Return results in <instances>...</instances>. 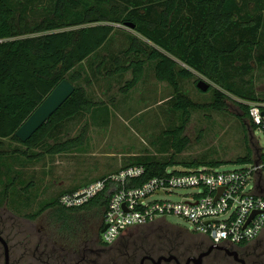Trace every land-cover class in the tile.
<instances>
[{
    "label": "trees",
    "instance_id": "trees-1",
    "mask_svg": "<svg viewBox=\"0 0 264 264\" xmlns=\"http://www.w3.org/2000/svg\"><path fill=\"white\" fill-rule=\"evenodd\" d=\"M252 4L256 10L253 6L248 10ZM130 5L127 12L122 14L120 6L116 4L110 8L96 4L82 8L81 0H54L51 15L27 27L24 14H16L9 0H0V156L19 151L3 150V143L7 139L34 147L50 134L53 135L62 122L79 114H98L99 105L104 103H97L88 95L86 87L81 85L84 78L77 67L109 42L116 32L114 24L135 32L136 35L128 36L129 45L123 52L124 56L133 54V58L123 65L120 56L115 57L112 62L114 68L105 73L131 72V78L121 87L122 91L128 92L144 77L146 63L154 64L156 79L172 87L175 98L172 107L181 112L180 124L164 133L168 137L165 145H169L173 153L180 154L189 143L183 133L192 109L224 110L230 94L243 100H264L241 89L236 90L230 73L238 61L245 62L239 65L242 69L250 68L248 62L253 53L260 47L264 48V0H132ZM260 58L264 61V55ZM101 67L99 64L98 75L104 74ZM195 75L203 76L213 83L207 90L213 92V99L208 104L193 101L180 89L181 79ZM63 79L75 86L74 93L29 140L24 143L19 141L15 136L16 130ZM90 83L91 80L86 79V85ZM247 102L236 101V104L243 111V117L249 119ZM82 145L83 135H79L52 144L47 152L67 153ZM173 156L165 161H139L120 169L143 165L145 175L135 181L141 184L150 177L164 174L169 166L177 163L189 167L209 165L197 160L176 162ZM252 160L249 150L247 155L234 162L246 164ZM11 180L14 183L17 181L10 178L3 191L8 192ZM63 193L26 216L33 219L46 209H51L54 220L68 228L76 225L77 213L93 212L104 216L107 205L104 195L80 207L66 208L59 203ZM150 238L152 241L145 242ZM183 238L185 233L178 225L161 220L147 227L129 229L115 244L102 247L101 252L109 253L114 248V259H130V262L140 259L144 253L154 256L174 255L182 259L185 254L192 253L188 245L179 254L184 245ZM191 238L200 239L202 243L195 245L202 244V248L211 245L207 239L194 233ZM260 241H256L253 248L249 247L250 244H242L245 251L238 253L248 264H264V240ZM260 244L263 251L258 253L254 247ZM216 253L222 259L211 261L210 264H235L225 253ZM202 264H205V260Z\"/></svg>",
    "mask_w": 264,
    "mask_h": 264
},
{
    "label": "rangeland",
    "instance_id": "rangeland-1",
    "mask_svg": "<svg viewBox=\"0 0 264 264\" xmlns=\"http://www.w3.org/2000/svg\"><path fill=\"white\" fill-rule=\"evenodd\" d=\"M9 1L16 14L20 12L24 14L27 27H30L40 22L42 18L51 15L54 0ZM81 1L82 8L89 4L110 8L116 4L120 6L124 14L131 6L130 1L132 0L127 2L121 0ZM114 26L116 32L112 34L109 42L77 67L84 78L81 85L86 87L88 95L97 103L99 101L104 103L99 105L98 114L96 116L79 114L62 122L53 135L50 134L34 147L16 144L11 139L4 141L3 150L10 152L18 149L19 151L0 156V228L3 224H7L29 230V223H33L37 226L33 230L41 229L43 225L42 230L54 233L58 226L49 218L48 210L31 221H28L31 218H28L26 214L33 213L51 198L65 191L80 187L115 172L123 166L139 161H165L174 155L176 162L197 160L201 164H209L219 170H233L242 167L243 164L234 161L247 155L249 150L252 158H255L258 152L264 154L263 131L252 126L249 119L243 117V111L236 104V101L245 103L251 100H243L235 94H230L224 110L192 109L190 120L183 133L189 143L180 154L173 153L169 145H165L168 137L164 133L180 124L181 112L172 107L175 102L172 87L167 82L156 79L154 64L146 63L144 77L128 92L122 91L121 87L131 78V72L108 75L105 73L114 68L115 65L112 62L115 57L120 56L123 65H127L133 58V54L124 56L123 52L129 45L128 36L136 35L135 32L124 26H119V28L117 24ZM261 55H264L263 47L253 53L248 62L250 68L242 69L239 65L245 62L238 61L237 66H233L230 73L236 90L241 89L253 97L264 99V61L261 60ZM141 57L144 58V56ZM99 64L102 65L103 75L97 74ZM86 79L91 80L90 85H86ZM200 79L213 85L203 76L195 75L181 79L180 89L193 101L208 104L213 99V92L212 90L206 92L199 90L196 83ZM79 135H83V145L78 149L61 154L47 152L52 144ZM211 161L219 163L211 164ZM184 168H189V166L177 163L169 166L168 170ZM10 178L17 181L14 183L11 180L8 192L3 191L2 188L6 187L5 184H9ZM30 183L33 185L30 186ZM249 186H253V181ZM194 191L190 188H181L164 195L153 194L149 200L166 198L181 200ZM92 213L76 214L77 223L74 227L80 230L78 235L82 229L96 227L100 224L101 216ZM165 219H162L163 223L166 221L178 225L185 233L184 245L179 254L185 251L186 246H190L192 253L185 254V257L178 259L181 263H184L189 256H197L198 252L205 248L201 247L202 244L195 245V243L202 242L200 239L191 238L192 233L187 230V228L191 229V223L187 219L179 215H167ZM147 226L150 225L142 227ZM258 240H264V235ZM150 241L152 238L145 242ZM255 242L256 240L249 243L250 246L247 245L253 248ZM200 247L201 249H198ZM254 248L258 249V253L263 251L261 244ZM235 249L237 253L245 251L243 246ZM114 252L113 248L109 253L101 252V256L114 259ZM219 259H222L220 254L214 253L204 260L205 264H210L211 261ZM137 260L133 259V261ZM116 261L117 264H127L126 259H116ZM0 264H3V259H0ZM161 264H175V262L163 261Z\"/></svg>",
    "mask_w": 264,
    "mask_h": 264
},
{
    "label": "built area",
    "instance_id": "built-area-1",
    "mask_svg": "<svg viewBox=\"0 0 264 264\" xmlns=\"http://www.w3.org/2000/svg\"><path fill=\"white\" fill-rule=\"evenodd\" d=\"M252 126L264 133V100L248 101ZM143 165H132L63 193L60 205L80 207L104 195L105 231L102 242L115 244L129 229L151 225L167 215H179L191 223L188 231L206 238L211 245L226 249L242 247L264 235V154L233 170L198 165L169 171L135 181L145 175ZM253 186L250 187V182ZM190 188L195 190L181 200L153 199ZM166 220V219H165Z\"/></svg>",
    "mask_w": 264,
    "mask_h": 264
},
{
    "label": "flooded vegetation",
    "instance_id": "flooded-vegetation-1",
    "mask_svg": "<svg viewBox=\"0 0 264 264\" xmlns=\"http://www.w3.org/2000/svg\"><path fill=\"white\" fill-rule=\"evenodd\" d=\"M46 210L49 212V218L58 226L57 231L54 233L42 230L44 228L43 225H41V229L33 230L36 226V224L33 223H29V230L28 228L23 229L16 225H2L0 228V236L5 244L0 240V259H3V264H5L6 259H8V264H117L116 259H104V257L101 256V249L106 246L102 242V229L105 227L104 216L101 215L99 225L82 229L80 235H78L80 232L78 228L62 226V224L55 221L52 217V210ZM42 213L37 215L34 219L39 217ZM31 220L33 219H28V221ZM208 248L209 247L203 248L198 252L197 256ZM229 250L236 251V249ZM216 252H223L229 256L221 249H214L203 258L202 263L205 258ZM161 256L166 255L154 256L144 253L137 261L130 262V259H126L127 261L125 263L156 264L153 260ZM231 258L235 264H241L233 257ZM251 258L263 259L261 257ZM241 259L245 264H248L245 259ZM175 264L177 263L175 262Z\"/></svg>",
    "mask_w": 264,
    "mask_h": 264
},
{
    "label": "water",
    "instance_id": "water-1",
    "mask_svg": "<svg viewBox=\"0 0 264 264\" xmlns=\"http://www.w3.org/2000/svg\"><path fill=\"white\" fill-rule=\"evenodd\" d=\"M196 86L199 90L206 92L209 89L210 84L205 80L200 79L197 81ZM74 91L75 86L67 79H63L60 83H58L57 86L49 93V95H47L40 105L16 130L15 136L17 139L22 143L29 140L33 134L38 131L39 128L67 101ZM262 114L264 115V111ZM105 229L106 226L102 229V233L105 231ZM0 240L3 241L1 236ZM3 243L5 244L4 241ZM214 249H221L229 256L233 257L236 261L240 262L241 264H245L244 261L239 258V255L236 251L215 245H210L206 251L200 253L198 256L188 257L184 263H181L174 255L161 256L153 261L156 264H161L162 261L170 262L172 260H174L177 264H202L203 258ZM5 264H8V259H6Z\"/></svg>",
    "mask_w": 264,
    "mask_h": 264
},
{
    "label": "crops",
    "instance_id": "crops-1",
    "mask_svg": "<svg viewBox=\"0 0 264 264\" xmlns=\"http://www.w3.org/2000/svg\"><path fill=\"white\" fill-rule=\"evenodd\" d=\"M254 3V2H253ZM253 6V4L252 5H250V6H248V10H249V8L251 9V7ZM254 7V9H255V6H253ZM256 10V9H255ZM116 172V171H115ZM113 173V172H112Z\"/></svg>",
    "mask_w": 264,
    "mask_h": 264
}]
</instances>
